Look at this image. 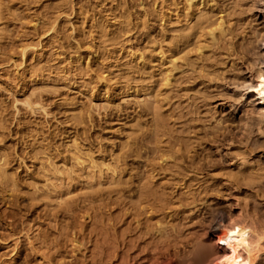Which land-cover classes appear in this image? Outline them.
<instances>
[{
    "label": "rangeland",
    "instance_id": "374dc122",
    "mask_svg": "<svg viewBox=\"0 0 264 264\" xmlns=\"http://www.w3.org/2000/svg\"><path fill=\"white\" fill-rule=\"evenodd\" d=\"M184 1L0 0V160L9 176L0 181V264H193L186 254L215 236L214 212L264 211V132L241 123L256 104L243 87L249 74L237 78L213 52L215 82L164 85L162 48L187 20ZM243 9L234 24L256 31ZM28 44L38 47L23 59ZM135 94L160 101V130L155 115L123 102ZM74 142L121 170L89 179L74 166ZM232 156L247 159L241 171L252 169V182Z\"/></svg>",
    "mask_w": 264,
    "mask_h": 264
},
{
    "label": "bare ground",
    "instance_id": "6f19581e",
    "mask_svg": "<svg viewBox=\"0 0 264 264\" xmlns=\"http://www.w3.org/2000/svg\"><path fill=\"white\" fill-rule=\"evenodd\" d=\"M180 3L184 5L181 11L187 20L180 28L176 26L171 29L170 36L167 38L168 49L165 51L162 48L163 58L167 60L165 65H168L164 85L174 90L175 87L183 84L198 87L215 82V79L211 77L215 74V69L210 70L213 64L209 62L212 58L209 53L221 54L230 67L237 72V78H240L242 73L249 74L243 87L251 95V103L256 104L252 110L244 112L245 116L241 118L243 129L246 133H251L255 125L258 127V132L263 133L264 54L259 52V46L264 48V19H257L255 9L264 13V0H185ZM178 5L175 1L174 13L178 12ZM199 5L202 7L198 10L196 7ZM245 5L251 12L252 18H255L254 23L258 26L257 32H250L246 27L240 28L234 24L237 18L239 21L243 20L241 17L245 13L243 9ZM3 15L0 9V21ZM174 23L180 24L182 21L178 20ZM4 31L1 29V32ZM37 47L32 44L25 45L21 53L23 59H26L31 50L36 51ZM6 49L7 47L2 48V50ZM167 52L169 55L165 56ZM0 70H3L1 64ZM211 97L214 98L212 95ZM123 102L127 105H132L134 102L136 108L142 113L155 115L158 120L157 131L163 127V122L159 118L161 108L159 100L155 102L148 95L137 96L135 94V98L129 96ZM227 103L221 104L222 107ZM26 106L28 111L37 110L32 104H26ZM229 108L236 112L233 103H230ZM223 121L220 119L218 123L221 124ZM73 147L74 166L87 169L89 179L102 178L105 174L111 173L115 176L116 172L121 170V167L113 169L109 163L98 160L92 150L83 145L74 142ZM238 157L232 156L229 161L241 171L245 169L248 161L245 157L239 158L241 160L239 163ZM1 162L2 160H0V181L5 186L8 174ZM49 165L52 173L60 178L62 168L52 162ZM148 166L155 168L156 164L148 163ZM250 170L252 169L249 168L238 174H242L252 182L254 177ZM67 172L71 174L73 170L68 169ZM193 172L198 174L195 169ZM55 187H53L54 190ZM50 191V189H42V192L46 194ZM194 210H197V206ZM211 227L215 236L212 238L210 235L209 238L201 239L198 244L191 247L183 263L264 264V211L255 209L234 215L224 210H217L211 217ZM206 234H209L208 230Z\"/></svg>",
    "mask_w": 264,
    "mask_h": 264
}]
</instances>
